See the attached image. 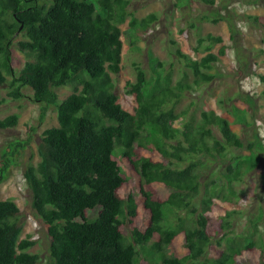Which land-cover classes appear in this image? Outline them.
Listing matches in <instances>:
<instances>
[{"label": "trees", "instance_id": "trees-1", "mask_svg": "<svg viewBox=\"0 0 264 264\" xmlns=\"http://www.w3.org/2000/svg\"><path fill=\"white\" fill-rule=\"evenodd\" d=\"M178 1L183 6L191 0ZM200 1L214 4L215 0ZM128 2L0 0V86L8 82V95L14 99L22 96L24 87L29 88L33 101L41 104V121L48 107L56 112L57 125L46 128L37 145L38 162L23 172L31 205L45 225L46 264H238L243 253L249 258L258 254L254 263L243 264H264V239L257 236L259 219L250 221L247 235L224 233L225 247L216 257L203 256L214 233L228 228L223 219L211 218L217 209L213 197L221 189L231 193V184L258 164L252 146L247 154L230 153L231 147L243 148V142L229 121L212 110L202 111L200 121L191 124L182 113L168 108L187 85H171L163 62L150 51V76L136 67L135 81L128 83L136 102L133 112L118 102L111 73L121 68L119 25L126 21ZM155 19L153 14L140 19L132 16L128 32L135 39ZM17 31L23 39L16 47L31 59L15 73L11 46ZM221 40L210 33L199 37L198 44L207 41L202 47L207 52L199 59L177 50L196 85L214 78L207 70L218 57L210 48ZM223 53L221 48L218 54ZM259 77L264 81V75ZM66 85L72 86V92L59 99L56 89ZM235 114L237 123L246 121L244 110L237 109ZM17 119V114L0 118V129L15 126ZM212 124L218 127L220 139ZM26 142H15L13 150L6 147L0 182ZM140 150L157 153L162 160L152 161ZM226 154H230L223 173L227 186L215 180L205 183L200 210L195 213L201 170L209 158ZM117 158L127 161L137 174L139 201L131 194L126 198L119 194L126 178ZM155 184L168 192L152 189ZM139 206L148 224L143 229L134 226L127 234L123 226L135 218ZM18 211L12 199H0V264H39L40 256L27 251L32 241L20 238ZM181 211L186 215H180ZM179 234L187 251L181 256L168 252Z\"/></svg>", "mask_w": 264, "mask_h": 264}, {"label": "rangeland", "instance_id": "rangeland-1", "mask_svg": "<svg viewBox=\"0 0 264 264\" xmlns=\"http://www.w3.org/2000/svg\"><path fill=\"white\" fill-rule=\"evenodd\" d=\"M177 1L129 0L126 21L119 25L122 31L121 68L119 72L111 73V77L118 102L124 109L133 112L136 102L134 95L128 91V83L135 81L136 67H141L146 77L150 76L147 54L148 51L152 52L163 62L171 85L174 86L177 82L187 85L181 90L178 99H173L174 102L167 104L168 108L172 107L174 112L182 113L185 122L191 124L200 121L202 111L212 110L229 121L231 129L243 142V148L231 147L230 153L247 154L252 146L258 155V164L240 181L231 184V193L217 186V190L219 188L221 191H217L218 194L214 195L212 201L218 210H214L211 218L223 219L228 222V228H221L217 234L214 233L211 245L205 247L203 256L213 258L225 247L221 236L224 233L247 235L251 232V220L259 219L257 236L264 239V81L259 77L264 75V0H215L214 4L191 0L183 6ZM148 14L155 15L156 19L146 31L134 39L128 32V20L132 16L140 19ZM213 18H218V21L212 22ZM208 33L222 38L221 42L213 43L210 48L218 57L212 68L207 70L214 78L196 85L195 77L185 66L177 50L199 59L207 52L202 48L207 41L200 45L197 39ZM21 39L23 34L19 31L12 37L11 66L15 73H18L25 61L31 59L16 47V42ZM195 47H198L197 51ZM221 48L224 53L219 55ZM7 79L10 77L7 76ZM8 89V82L0 86V118L17 114L18 119L15 126L0 129V161L6 147L10 146L9 149L13 150L15 142L30 140L14 154V160L0 182V199L10 198L17 204V220L22 228L20 238H29L33 244L27 251L37 253L40 256L39 264H46L48 254L45 225L31 205V193L23 172L27 165H35L38 162L37 145L43 131L57 125L56 112L54 107H48L41 121V104L33 101L29 88L24 87L22 96L17 99L8 95ZM56 92L59 99H62L72 92V86L59 87ZM176 93H180L179 90ZM237 109L245 111L246 121L241 124L235 121ZM211 129L216 138L220 139L218 127L212 124ZM140 155L149 156L152 161L162 160L157 153L149 154L140 150ZM229 155L209 158L207 166L201 170L202 187L200 194L194 199L195 213L200 210L205 183L215 180L216 184L227 186L223 173L226 172ZM117 161L126 178V182L119 188V194L124 198L131 194L139 201L137 174L127 161L119 158ZM151 187L168 192L156 184ZM94 212L90 213L93 215ZM179 213L184 216L187 212ZM195 213L188 214L194 217ZM131 219L133 222L130 223L128 220ZM131 219L123 226V231L127 234H130L134 226L143 229L148 224V216L140 206L135 218ZM183 242L182 235H177L172 240L168 252L177 256L187 253ZM257 258L258 254L249 258L243 253L238 264L254 263Z\"/></svg>", "mask_w": 264, "mask_h": 264}]
</instances>
